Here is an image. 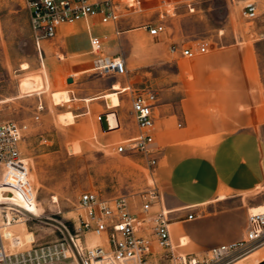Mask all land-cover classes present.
Returning <instances> with one entry per match:
<instances>
[{"label":"rangeland","instance_id":"1","mask_svg":"<svg viewBox=\"0 0 264 264\" xmlns=\"http://www.w3.org/2000/svg\"><path fill=\"white\" fill-rule=\"evenodd\" d=\"M248 3L258 7V17L252 21L244 16ZM161 13H165L166 31L152 37L143 27L159 21ZM92 33L103 37L105 55L126 61L128 73L117 76L124 83L121 88L131 85L157 90L159 79L175 72L174 62L157 56L165 53L160 45L169 33L183 39L184 44H176L179 48L205 42L208 53L211 48L249 40L256 45L264 72V0H151L142 10L124 11L118 24L96 20ZM37 46L24 0H0V124L15 121L28 125L22 152L29 160L37 192V204L25 205L34 213L22 217L10 230L13 234H33L35 244L40 245L74 232L83 192L96 191L103 198L126 195L139 205L141 193L154 184V174L141 153L117 154L114 148L120 141L102 131L96 115H84L80 102L72 108L81 114L75 123L66 124L58 117L65 107L64 103H54L53 93L72 87L66 76L82 89L101 86L111 76L93 69L96 55L89 53V34L82 23L65 26L54 39L44 40L40 50ZM206 54L180 59L179 63L190 67ZM122 98L127 106L129 95L124 93ZM40 102L44 105L41 112L37 109ZM70 145H79L80 152L72 153ZM258 195L262 206L264 188ZM0 196L19 199L7 189H2ZM238 264H255V260L248 258Z\"/></svg>","mask_w":264,"mask_h":264},{"label":"crops","instance_id":"2","mask_svg":"<svg viewBox=\"0 0 264 264\" xmlns=\"http://www.w3.org/2000/svg\"><path fill=\"white\" fill-rule=\"evenodd\" d=\"M163 39L165 53L157 56L174 62L176 70L161 77L155 90L154 133L163 155L154 174L160 201L151 213H168L175 255L200 254L240 240L249 211L263 202L264 72L249 40L211 48L188 67L179 63L186 59L181 53H166L183 39L170 33ZM117 76L96 88H78L76 81L68 91L54 92V103L65 107L60 120L75 123L81 114L72 108L80 102L84 115L115 116L117 126L108 132L113 141L136 136L131 100L123 105L124 83ZM69 148L80 152L79 145Z\"/></svg>","mask_w":264,"mask_h":264},{"label":"built area","instance_id":"3","mask_svg":"<svg viewBox=\"0 0 264 264\" xmlns=\"http://www.w3.org/2000/svg\"><path fill=\"white\" fill-rule=\"evenodd\" d=\"M151 0H24L30 15L32 37L40 50L44 40L54 39L64 26L86 25L89 34L90 53L96 55L93 69L104 75H126L128 67L122 58L103 53L104 39L93 35L92 23L118 24L124 11L142 10ZM162 4H165L162 1ZM147 23L144 29L152 37L166 31L163 22ZM244 16L249 20L258 17L256 3H248ZM119 33V32H118ZM172 53L192 58L209 52L207 43L195 47H170ZM129 95L132 114L137 123L136 136L120 141L114 148L117 154L141 153L153 174L156 173L162 149L156 146L154 106L157 92L151 87L135 89L126 85L119 90ZM44 110L42 102L37 106ZM103 115L97 116L101 123ZM40 118L36 116V120ZM28 130L26 123L7 121L0 124V192L7 189L19 199L13 202L0 196V264H238L254 258L255 264H264V211H249L246 229L240 240L211 247L200 254L177 256L171 242L168 213L163 209L152 214V206L160 201L157 184L141 193L140 204H135L126 195L103 198L96 191L80 195L81 214L75 223L74 232L68 237L36 245L24 251L9 249L10 239L6 231L22 217L31 214L25 207L37 204V192L31 181V167L22 152V142ZM189 219L194 214H189ZM260 252L262 254L258 255Z\"/></svg>","mask_w":264,"mask_h":264},{"label":"bare ground","instance_id":"4","mask_svg":"<svg viewBox=\"0 0 264 264\" xmlns=\"http://www.w3.org/2000/svg\"><path fill=\"white\" fill-rule=\"evenodd\" d=\"M27 68V65H23V69ZM105 124L107 127H116L117 123L115 120V116L113 114H108L105 120ZM17 200H13V202H17ZM28 209V211H30L31 213H34L33 211H31L28 207H26ZM252 212H261L264 211V205H260L257 206L255 208L251 209ZM13 227V225L9 228V230L6 231V237L7 239H10L11 241V249L14 252H19V251H24L25 248L27 247L26 244H31L33 242H35V239L33 237V234L30 233H25L24 235H20L19 234H13L12 231L10 230ZM21 228H25V225L22 224Z\"/></svg>","mask_w":264,"mask_h":264},{"label":"water","instance_id":"5","mask_svg":"<svg viewBox=\"0 0 264 264\" xmlns=\"http://www.w3.org/2000/svg\"><path fill=\"white\" fill-rule=\"evenodd\" d=\"M68 83H73V79L72 78H69L68 80ZM106 117H107V114L106 115H103V120L101 121V125H102V128H103V131H110L112 130V127H107L106 124H105V120H106Z\"/></svg>","mask_w":264,"mask_h":264}]
</instances>
